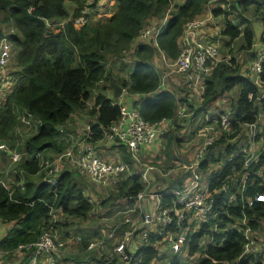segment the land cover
Returning a JSON list of instances; mask_svg holds the SVG:
<instances>
[{
	"label": "trees",
	"instance_id": "obj_1",
	"mask_svg": "<svg viewBox=\"0 0 264 264\" xmlns=\"http://www.w3.org/2000/svg\"><path fill=\"white\" fill-rule=\"evenodd\" d=\"M67 1L81 0H0V39L5 38L13 45L23 74V78L16 79L13 88L0 103V138L9 135L15 128L20 113L29 114L38 122L35 132L24 139L22 151L25 156L15 165L20 173L14 174L11 183L7 182L10 186L0 184V221L12 224L0 236V250L5 251L4 257L9 258L18 245L34 242L42 230L50 229L57 233L58 239L68 240L71 237L70 240L77 244L79 250L66 255L70 261L87 264L95 260L96 264H101L102 259L94 255L86 259L87 262L78 260L79 253L85 251L86 244L92 239V233L80 232V229L69 232L72 228L67 226L70 223L68 217L84 219L92 207L74 177V172H78L71 166H65L58 172L53 184L43 180V176L42 179L34 180L32 176L41 166L38 152L45 148L51 149L53 153L64 149L65 145L58 141L57 135L70 115L82 108L90 96V114L93 119L83 137L90 143L102 139L119 113L117 97L106 94L107 90L111 92L110 81L131 94H139L131 104L150 123L172 118L176 126L177 104L185 103L186 100L176 97L171 91L158 89L159 75L151 62L155 47L148 43L142 42L135 46L137 58L125 77L114 76L102 64L105 52H118L125 48L146 18L162 15L168 0H114V10L104 23L86 20L75 27L70 19L64 22L61 29L53 32L45 26V20L50 22L66 17L64 3ZM207 1L182 0L174 4L156 36L157 47L168 58L172 59L178 53L177 37L183 22L199 15ZM94 2L92 0L90 5H94ZM221 2L219 0V6L211 8L212 15H222L223 24L219 30L221 41L227 45L241 39L240 46L250 51L253 42L259 40L258 43L261 42L264 47V37L259 34L264 28V15L259 21L260 32L254 27L253 21L243 15L250 5L264 11V0H231L230 8L236 11V22L227 18ZM256 51L257 47L251 52L246 50L253 57ZM233 63L234 58L231 57L227 63L213 64L209 74L202 79L200 104L185 105L187 111L191 112L185 120L191 123L202 117L201 122L196 124L200 126L209 122L204 121L203 111L224 92L236 86L234 101L230 99L228 130H222L218 122L215 123L219 132L198 162V167L205 169L209 162L219 161L220 156L224 155L222 163L211 173L206 183L213 198L210 214L199 230L185 233L186 253L199 255L191 264H262L261 260H264V246L260 252H242L243 235L233 227V223L244 215L255 231L256 240L257 229H262L264 234V200L253 199L256 193L264 194V121H259L264 116V57L257 76L248 68L243 73ZM255 79L260 85L255 83ZM250 122L255 123L252 144L247 142L245 131L246 123ZM191 132L186 139L192 136ZM161 135L168 147L179 144L178 136L167 131ZM110 142V146L114 145L120 151V159L129 168L136 166L123 143L117 140ZM245 142L248 143L246 147ZM172 147L175 155L176 147ZM160 148L155 158L160 154ZM252 149L254 154L248 158ZM124 172L118 173L120 180L113 190L112 198H122L131 203L142 184L138 172L121 174ZM173 178L157 189L160 190L162 205H169L172 198L170 193L163 190H168L182 180L181 177L175 181ZM99 203L102 204L103 200ZM110 211L112 209L106 210L105 214ZM52 214L56 216L52 217ZM214 224L216 227L211 230ZM113 227L114 234L120 237L124 224L119 221L110 226ZM72 233L77 234L79 240ZM203 236L206 240H201ZM159 240L160 236L150 233L147 244L137 247L131 252L128 262L120 264H149L152 259L160 258L164 249L158 248ZM166 250L169 251L168 247ZM29 253V249L24 250L21 260L18 259L16 264H25ZM163 264L184 263L174 254Z\"/></svg>",
	"mask_w": 264,
	"mask_h": 264
},
{
	"label": "built area",
	"instance_id": "obj_2",
	"mask_svg": "<svg viewBox=\"0 0 264 264\" xmlns=\"http://www.w3.org/2000/svg\"><path fill=\"white\" fill-rule=\"evenodd\" d=\"M168 15V10H163L158 21L142 24L135 36V39L139 41L138 43L145 42L154 45L155 50L151 62L154 65L163 66L164 76L185 72H201L206 64L217 62L220 59L217 42L204 32L203 27L206 20L204 17L199 16L187 19L179 34L178 53L174 58H168L157 47L156 42V36L165 24ZM261 35V37H264V28ZM255 44H258L259 48L256 51L254 60L250 62L247 68L248 71L257 76L256 74L260 71V64L264 57V47L261 42L256 43L254 41L253 46ZM10 46L11 44L5 38L0 39V68L4 66L9 57ZM254 81L260 85L257 79ZM201 93L198 94L199 97ZM129 95L131 93L127 92L124 87H121L120 93L116 98L119 111L118 117L110 123L102 139L109 141L117 140L123 143L133 163L138 164L140 163V150L150 146L153 141L157 130V122L150 123L143 119L138 110L132 106L131 101L127 100ZM250 96L251 94L249 93L248 97ZM230 105L228 104L227 107L220 108L216 115H212V117L210 115L206 116L204 121L209 122L194 129V158L189 157L188 160L177 158L178 160L175 161L173 167L167 168L165 171L157 170L162 176H167L173 169H178L183 174V179L179 184L170 186L167 188L168 190H163L172 195L169 205L160 204V190L149 189L147 192L139 190L132 200L135 206L134 210L131 212H129V209L124 210L121 220L124 228L121 231V236L117 237L114 234L115 227L110 228L104 234V240H90L86 244V253L95 251L97 254L94 253L92 255L101 258V264L127 263L132 251L140 245L147 244V237L150 233L160 236L161 241H163L162 244L173 253H178L184 247L186 231L199 230L202 223L207 220L213 205L212 195L207 189L206 184H200L199 175L195 167H198L199 159L206 147L212 142L213 133L217 131L211 123L218 122L222 130L228 128ZM188 114L191 113L188 112ZM19 122L24 127L32 124L35 127L38 123L35 118L26 113L19 116ZM254 128V122L246 123V138L250 144L253 143ZM247 142H245V147L248 144ZM2 144L0 143V149L4 150L1 148ZM253 151V149L250 151L248 158L254 154ZM45 166L48 169L43 176V180L51 184L56 181L57 172L65 166L73 167L93 183L105 182L108 177L112 175L116 176L119 172L128 168L127 163L120 158L114 161L102 156L92 143L82 137L65 149L57 152L52 162L48 163L45 161ZM144 166L145 169L153 168L151 165ZM141 177L146 184L148 182L146 175L142 173ZM111 180L114 181L115 179L111 178ZM0 184L9 186L8 183L4 184L0 182ZM253 199L264 200V194L256 193ZM148 202H150V205ZM215 227L216 225L214 224L211 230H214ZM233 227L243 235L242 252L257 250L255 246V231L247 223L244 215L233 223ZM73 236L79 240L77 234ZM70 239L71 237L68 240H60L53 231L45 229L41 231L36 241L20 244L12 253L19 252L21 254L19 259L21 260L24 250L29 249L30 253L25 264H76L70 260H63V255L74 252V250H67L66 247L69 241H73ZM4 253L5 251L0 250V263L6 262ZM92 255H87L86 259H90ZM86 259L82 261L87 262ZM94 261L91 260L87 264H96Z\"/></svg>",
	"mask_w": 264,
	"mask_h": 264
},
{
	"label": "rangeland",
	"instance_id": "obj_3",
	"mask_svg": "<svg viewBox=\"0 0 264 264\" xmlns=\"http://www.w3.org/2000/svg\"><path fill=\"white\" fill-rule=\"evenodd\" d=\"M91 1L92 0H81L79 2H65L64 8L67 12L66 17L50 20V22L45 20V26H47V28L52 30L53 32H56L62 28L64 22L70 19L75 27L80 26L83 22H86V20L90 23H104L105 18L110 16V14L114 10V0H95L94 5H90ZM180 1L182 0H168V4L165 7L164 11L168 10V13H170V11L173 9L174 4ZM222 1L223 2H221V8L226 12L227 18L232 20L233 22H236V11L230 8L231 0ZM216 5L219 6V0H208L202 6L200 14L195 16L205 18L206 21L203 30L217 42V49L220 56V59L217 62L206 64L201 72H185L181 74H171L166 76H164L163 66L154 65V68L156 69L159 75L158 89L171 91L173 94H175L176 97L186 100L184 101L185 103L180 102L177 104V110L183 108V110L187 112V106L185 105H187L188 103L193 104L195 106H198V104H200V100L197 96L202 92V79L203 76H207L209 74L211 65L223 62L227 63V61L231 57H233V65L237 66L238 69L244 73L250 62L254 60V55H249L246 50L248 52H251L255 50L256 47L257 49L259 48V45L255 44L251 47V50L249 51L248 48L246 49L245 47L240 46L242 44L241 39H237L227 45L224 44V42L221 41V36L219 35V30L223 24L222 15H211V8ZM84 13L86 17L84 16ZM209 13H211L210 16ZM243 15L249 20L253 21L255 28H259V21L261 20V16L264 15V11L263 9L258 10L254 5H250ZM160 17L161 15H154V17H148L144 20L143 24L150 22L155 23L159 20ZM187 19L183 22L182 28ZM259 34L261 35V33ZM178 39L179 35L177 37V43ZM138 42L139 41H137L134 37L133 40H131L129 44L126 45L125 48L121 49L120 51H106L104 55V60L102 61L104 68L106 70H110L111 73L116 77H125L127 72L130 70L132 64L134 63V60L137 58V56L134 54V48L138 44ZM258 42L259 40L256 43ZM148 44L154 47V45H152L151 43ZM178 45L179 43L177 44V46ZM15 51L16 50L13 48V45H11L9 57L7 58L4 66L0 68V70L3 71V73L0 72V103L5 100V96L13 88L16 79L19 77L23 78V74L21 72L22 67L18 65ZM235 94L236 86L232 87L227 92H224L219 98L214 101L216 103H211V105L203 111L204 118L208 115H211L210 112H217L220 108L227 107L228 104H230V99H233L234 101ZM90 97L85 101V104L82 108L75 110L70 115L67 121L63 124L61 133L57 135L58 141L62 145H65L64 149L72 143L76 142L81 137L85 139L83 137V134L87 130L88 124L93 119V115L90 114ZM21 114L22 113H20L19 116ZM201 118L202 117H200L199 120L196 117V121L194 120L191 123L185 124V127H181L173 133L175 136H178L181 142L178 145H172L176 147V156L174 155V151L172 150L173 147L170 145V147H168L165 141H163L162 139L160 140V137H157L155 144L151 145L150 147L153 150L149 151L147 155H140V163L135 164L136 166H131L130 168L128 166L125 172L121 174H130L138 172L140 175L139 179L142 184V188L140 189V191L143 192H147L151 188L159 189L164 185V183H167L166 178H169L170 180L171 177H174L172 180H177L179 177L177 170L173 169L170 174L166 176V178L160 175L157 170L165 171L167 168L173 167L175 161L178 160L177 158H180L182 160H188L189 157L194 158L193 150L195 146L193 147L192 144L193 141H195V138L192 136L189 139H186L189 131H185L184 129L190 128V130L192 131L197 126H199H196V124H199V122H201ZM261 120H264V117H262ZM211 124L216 129V124L213 122ZM35 129L36 128L34 127V124L24 127L18 121V124L10 132L9 135L0 138V143H3L1 148L4 149H0V182H3L4 184H7V182L11 183L13 181L14 174L20 173L17 171L15 165L25 156L22 151L24 139L33 134L35 132ZM218 132L219 129L213 133V136H217ZM111 144L112 142L104 139H100L95 143H92V145L95 146V148L98 150V152H100L102 156L117 161V158H121V153L118 149L114 148V145L110 146ZM164 144L166 145L165 150ZM159 148L160 154H158V156H156L155 158V155L159 153ZM56 154L57 153H53L52 150L49 148H45L42 151L38 152L41 166L39 171L32 176L34 180L42 179V176L46 174V171L48 169V167L45 166V161H47L48 163L52 162ZM13 155H15V157H13ZM223 157L224 155H221L219 161L209 162V165L205 169L195 167V170L199 175V181L201 185H205L207 183V180L210 177L211 173H213L216 168L222 163ZM153 161H155L156 163H153ZM144 165H151L153 166V168L145 169ZM70 168L73 169V167ZM142 173H144L148 178V182L146 184L141 177ZM117 175H112L108 177L105 182L93 183L89 181L85 175H82L79 172H74V177L77 181L78 186L81 188L83 194L88 198V200L91 201L92 207L90 209V212L87 214V217H83L84 219L68 217L70 223L67 226H69V228H72L69 232H73L77 229H80V232L86 231L88 233H92L91 240H104V234L106 231L109 230L110 226L122 220L124 210L129 209V212L134 210L135 206L133 201L131 203H128L125 202V200L122 198H120L121 200L112 198L113 190L118 185V180H120V174L118 176ZM111 178H114L115 180L112 181ZM108 198L112 200H109ZM100 200H103L102 204L99 203ZM109 209H112V211L105 214L106 210ZM54 216H56V214H54ZM54 216L52 214V217ZM56 229V231L58 232L59 229L57 227ZM53 232L57 236V233L55 231ZM256 233L258 239L256 240L255 246L257 251L260 252V250L264 246V234L262 232V229H257ZM201 240H206V238L203 236ZM159 242L160 243H158V248L164 249V251L160 253L162 256L158 259H152L149 264L166 263L168 259H170L174 254H176L179 257L180 261L184 264H191L199 257L198 253L188 255L186 253L185 247H183L178 253H173L171 251L166 250V247H164V245L161 243V240H159ZM76 246L77 244H74L73 241H69L66 247L67 250H75ZM87 255H92V253H83L82 257H78V260L86 259ZM20 256L21 254L19 252L11 253L9 258L6 257V262H4V264H16V261L19 259ZM63 257L64 259H67V261H69L68 256L63 255ZM261 263L264 264V260H261ZM118 264L120 263L118 262ZM219 264L227 263L222 262Z\"/></svg>",
	"mask_w": 264,
	"mask_h": 264
},
{
	"label": "crops",
	"instance_id": "obj_4",
	"mask_svg": "<svg viewBox=\"0 0 264 264\" xmlns=\"http://www.w3.org/2000/svg\"><path fill=\"white\" fill-rule=\"evenodd\" d=\"M210 14L211 13H209V16H210ZM212 15V14H211ZM256 29H258V32H260V30H259V28L257 27ZM206 34H208V33H206ZM209 35V34H208ZM0 72L1 73H3V71L2 70H0ZM111 82H113V81H110V86H111ZM110 93V95L112 96V87H111V92H110V90H108L107 92H106V94H109ZM138 96H139V94H137V93H133V94H131V95H129L128 97H127V100H129V101H132V100H134V99H136V98H138ZM114 97V96H113ZM198 98H199V100L201 99L199 96H197ZM212 104H214V103H212ZM210 106V105H209ZM211 114L212 113H214V112H210ZM190 116V114H188V111L187 112H185L184 110H183V108H181V109H176V111H175V118H176V121H175V123H176V126H175V124H173L172 123V118H164V119H161V120H159V121H157V123H156V132H155V134H154V138H153V141H152V143H151V145H154L155 144V142H156V139H157V137H160V140L162 139V133L164 132V131H167V132H170L171 134H173L174 132H176L179 128H181V127H185V124H187L188 123V120H185V118H188ZM262 117H264V116H261V118ZM177 118H180V119H177ZM261 118L259 119V121H264V120H261ZM185 131H189V133L191 132V130H190V128H185L184 129ZM194 131L195 130H192V132L194 133ZM188 133V134H189ZM193 133H192V136H193ZM191 136V137H192ZM179 142V144L181 143L180 141H178ZM151 145L150 146H148V147H146L145 149H143L142 150V156H144V155H147V153L149 152V151H152L153 149H151L150 147H151ZM193 147L195 146V141H193ZM145 152V153H144ZM178 174H179V177H181L182 179H183V174H182V172L181 171H179L178 172ZM166 178V177H165ZM162 179V178H161ZM169 178H166V180H168ZM162 181V180H161ZM152 190H155L154 188H151ZM148 204L150 205V202H148ZM12 224L11 223H6V222H1L0 221V236H2V234L6 231V229L9 227V226H11ZM77 249V250H76ZM79 249L76 247L75 248V250H74V252L75 251H78ZM83 253H86L85 251L83 252ZM83 253H79V257H82V255H83ZM91 253L92 254H94L95 253V251H91ZM84 258V257H83ZM15 262V261H14Z\"/></svg>",
	"mask_w": 264,
	"mask_h": 264
},
{
	"label": "water",
	"instance_id": "obj_5",
	"mask_svg": "<svg viewBox=\"0 0 264 264\" xmlns=\"http://www.w3.org/2000/svg\"><path fill=\"white\" fill-rule=\"evenodd\" d=\"M111 87H112V96L114 97L118 96L120 93L121 86L114 82H111ZM55 127L59 128V125H56Z\"/></svg>",
	"mask_w": 264,
	"mask_h": 264
},
{
	"label": "clouds",
	"instance_id": "obj_6",
	"mask_svg": "<svg viewBox=\"0 0 264 264\" xmlns=\"http://www.w3.org/2000/svg\"><path fill=\"white\" fill-rule=\"evenodd\" d=\"M117 97V96H116Z\"/></svg>",
	"mask_w": 264,
	"mask_h": 264
}]
</instances>
